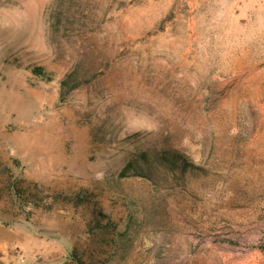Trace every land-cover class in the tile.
Returning a JSON list of instances; mask_svg holds the SVG:
<instances>
[{
  "label": "rangeland",
  "instance_id": "374dc122",
  "mask_svg": "<svg viewBox=\"0 0 264 264\" xmlns=\"http://www.w3.org/2000/svg\"><path fill=\"white\" fill-rule=\"evenodd\" d=\"M65 1L0 0V264H264V0Z\"/></svg>",
  "mask_w": 264,
  "mask_h": 264
},
{
  "label": "trees",
  "instance_id": "16d2710c",
  "mask_svg": "<svg viewBox=\"0 0 264 264\" xmlns=\"http://www.w3.org/2000/svg\"><path fill=\"white\" fill-rule=\"evenodd\" d=\"M66 9H70V5L66 7L65 0H53L50 13V33L52 37L59 33L64 16H66L70 21L71 13L66 12ZM35 70L40 71L42 70V67H37ZM77 85L78 81L76 72L74 71L68 74L66 79L61 82V99H64L71 90L76 88ZM144 146L145 145H142L143 148H139L135 156L129 159L126 167L120 173L122 177L134 174L151 179L156 176V174L163 167L173 171L175 167L180 166L184 173L190 169H196V165L191 163L186 155L179 151H174L164 147L158 149L151 146ZM98 226L100 227L101 234L103 235L102 240L110 241L105 237V235L109 232L110 225L108 223H99ZM77 262L87 264L83 262L82 259H77Z\"/></svg>",
  "mask_w": 264,
  "mask_h": 264
}]
</instances>
